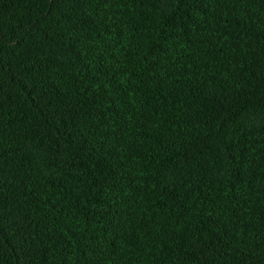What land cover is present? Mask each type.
Listing matches in <instances>:
<instances>
[{"label": "trees", "instance_id": "1", "mask_svg": "<svg viewBox=\"0 0 264 264\" xmlns=\"http://www.w3.org/2000/svg\"><path fill=\"white\" fill-rule=\"evenodd\" d=\"M0 264H264V0H0Z\"/></svg>", "mask_w": 264, "mask_h": 264}]
</instances>
